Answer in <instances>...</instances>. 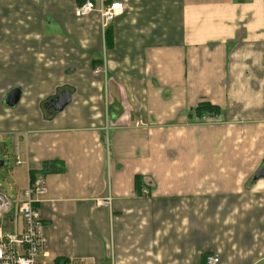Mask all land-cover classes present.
I'll return each instance as SVG.
<instances>
[{
	"label": "crops",
	"instance_id": "1",
	"mask_svg": "<svg viewBox=\"0 0 264 264\" xmlns=\"http://www.w3.org/2000/svg\"><path fill=\"white\" fill-rule=\"evenodd\" d=\"M83 1L0 0V142L25 134L14 170L46 183L39 260L264 264V0H91L124 6L105 29Z\"/></svg>",
	"mask_w": 264,
	"mask_h": 264
},
{
	"label": "built area",
	"instance_id": "2",
	"mask_svg": "<svg viewBox=\"0 0 264 264\" xmlns=\"http://www.w3.org/2000/svg\"><path fill=\"white\" fill-rule=\"evenodd\" d=\"M124 9L121 3H109L96 6L91 0H85L76 5L73 14L76 18H82L92 12H97L101 20V28L105 29L115 17ZM93 73L99 74V70L94 69ZM201 123H212L207 116L200 118ZM136 126L139 123L135 124ZM26 135L14 134L13 136V166L20 167L21 152L19 143ZM3 165V164H2ZM10 190V186H9ZM46 193L45 180L40 175L26 174V186L20 192L17 202L14 204L0 187V264H46L39 260L41 251L45 243L43 232V222L40 217L37 205ZM143 194H147L145 190ZM98 205L109 207V200H100ZM11 209L16 211L20 218L22 228L20 232H9L6 227L13 226L15 217L9 216ZM217 256H207L205 264H217Z\"/></svg>",
	"mask_w": 264,
	"mask_h": 264
},
{
	"label": "rangeland",
	"instance_id": "3",
	"mask_svg": "<svg viewBox=\"0 0 264 264\" xmlns=\"http://www.w3.org/2000/svg\"><path fill=\"white\" fill-rule=\"evenodd\" d=\"M13 150L14 147L12 139L9 140L7 138L0 142V161L3 162V165L0 166V187L1 190L9 197L10 201L14 204L19 198V190L25 187V182L22 179V174H24V172H22L23 170L21 168L14 170ZM10 215H13L16 220L14 226L6 227L9 232L14 230V227L17 224L21 223L14 209H11L9 216Z\"/></svg>",
	"mask_w": 264,
	"mask_h": 264
},
{
	"label": "water",
	"instance_id": "4",
	"mask_svg": "<svg viewBox=\"0 0 264 264\" xmlns=\"http://www.w3.org/2000/svg\"><path fill=\"white\" fill-rule=\"evenodd\" d=\"M19 99V92L17 90H11L4 104L8 107H14ZM69 94L68 93H60L55 99L52 101V107L55 111H61L68 103H69ZM3 162L0 161V166H2ZM260 179H264V165L254 174L252 178V182H256Z\"/></svg>",
	"mask_w": 264,
	"mask_h": 264
},
{
	"label": "trees",
	"instance_id": "5",
	"mask_svg": "<svg viewBox=\"0 0 264 264\" xmlns=\"http://www.w3.org/2000/svg\"><path fill=\"white\" fill-rule=\"evenodd\" d=\"M195 113L198 115L199 118H201L205 114L217 116L219 114V110L218 108H215L209 104L203 103L199 105V107L195 110Z\"/></svg>",
	"mask_w": 264,
	"mask_h": 264
}]
</instances>
